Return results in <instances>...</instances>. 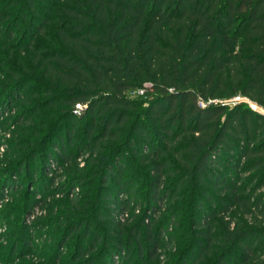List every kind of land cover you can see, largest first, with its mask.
Returning <instances> with one entry per match:
<instances>
[{
  "label": "trees",
  "instance_id": "16d2710c",
  "mask_svg": "<svg viewBox=\"0 0 264 264\" xmlns=\"http://www.w3.org/2000/svg\"><path fill=\"white\" fill-rule=\"evenodd\" d=\"M19 25L33 58L0 107L35 133L0 197L68 165L82 195L38 226L60 227L52 264H264V115L227 103L264 108V0H0V37Z\"/></svg>",
  "mask_w": 264,
  "mask_h": 264
},
{
  "label": "rangeland",
  "instance_id": "374dc122",
  "mask_svg": "<svg viewBox=\"0 0 264 264\" xmlns=\"http://www.w3.org/2000/svg\"><path fill=\"white\" fill-rule=\"evenodd\" d=\"M24 31L25 26L19 25L17 31H15L16 34L12 37V41L7 40L8 31H6V29L3 30V33L1 34L0 76L3 75V78H7L14 67L17 68L14 70H21L23 67L22 65L30 63V59L32 60L33 58V55L29 54L30 51L27 47H23L24 44H29L27 33H24ZM37 42H39V39H36L34 43L37 44ZM142 94H144V91L140 90L131 93V96L139 97L142 96ZM227 103L229 104V102ZM16 104H19L18 100L14 104H10V106L13 105V108L11 109H8L10 107L6 106V104L0 107V172L10 168L11 164L19 158L17 155H12L18 152L14 148L17 136L20 134L23 135V131L29 135L31 133V136H34L35 133L33 132L34 129L30 127L23 130L17 125L16 118L19 114V108L16 109ZM36 121H38V119H36ZM83 122L78 126L79 131L77 132V136L79 135L80 139V133L84 124ZM38 123L39 122H37L36 125H38ZM19 152L24 153L22 149ZM85 159L86 157L77 159L80 168L85 167ZM52 162L54 161L49 162L48 165L50 170L49 174L45 175V178L47 179L42 178L44 177L42 160L38 159L37 162L33 164L32 169L39 170L36 174L37 177L34 180L35 182H38L39 185H29L28 182H32L33 179H30L31 177L26 176L27 173H24L22 177L19 176V183L17 185H9L3 189V194L0 197V264L53 263L52 259L54 257H52L51 248L55 246V231L60 230V227L53 221L48 224V227H43L41 230L38 229V226L47 220V217L49 216L48 210L54 209L59 215H61L60 213H63V210L68 211L70 209L68 204L69 200L82 195L83 190L77 185L69 182L70 175L67 174V169L69 168L67 164L63 166L61 162L56 161V163L54 162L53 164ZM3 179L4 176L2 177L0 174V182H2ZM43 182L45 184H43ZM19 184L23 185V187L17 192V196L19 194V196L21 195L20 197H22L21 199L33 202V207L28 215H25L24 208L20 206L17 211L15 210V207L17 206L16 200L19 196L16 199L14 192L17 190V187H19ZM28 191L33 195L35 194V196L30 199V196H33L31 194L29 199L26 198L28 197ZM164 209L165 207L162 211H164ZM140 211L141 210H137L136 213L139 214ZM128 216L131 215L129 214ZM23 224L28 227L26 232L25 229H23ZM133 224H135V221H133ZM172 231L173 228H169L166 236H169V232ZM13 248H16V254L12 256L11 253L13 252ZM175 250L176 247H174L173 251L175 252ZM70 253L71 250L67 247L63 253V257L67 258Z\"/></svg>",
  "mask_w": 264,
  "mask_h": 264
},
{
  "label": "built area",
  "instance_id": "2783aa9c",
  "mask_svg": "<svg viewBox=\"0 0 264 264\" xmlns=\"http://www.w3.org/2000/svg\"><path fill=\"white\" fill-rule=\"evenodd\" d=\"M241 102H246L253 111L264 115V108L258 106L257 104H255V103H253V102H251L245 98H242V97L234 98L233 100L229 101V104H237V103H241ZM202 105L205 106V104H202ZM77 109H78L77 113H79V112H82L85 109V107L78 105Z\"/></svg>",
  "mask_w": 264,
  "mask_h": 264
}]
</instances>
